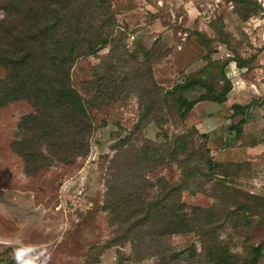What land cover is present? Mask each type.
I'll list each match as a JSON object with an SVG mask.
<instances>
[{"label": "rangeland", "instance_id": "obj_1", "mask_svg": "<svg viewBox=\"0 0 264 264\" xmlns=\"http://www.w3.org/2000/svg\"><path fill=\"white\" fill-rule=\"evenodd\" d=\"M224 1L228 2L214 0L218 5L214 6L211 21L205 24L203 11L213 0H110L116 29L125 32L120 42L124 47L115 53L121 63L111 59V46L106 45L76 60L70 71L72 84L86 102L94 124L84 157L71 163L54 161L27 175L21 158L11 151L10 142L17 131V120L32 108L24 100L0 106V264H16L14 252L21 242L45 248L50 253L48 264H153L155 257L133 259L127 242L112 241L116 226L103 209L107 169L118 141L126 136L130 138L124 149L139 147L143 140L164 143L171 135L190 128L207 135L211 158L223 166L225 171L219 173L225 177L215 175L206 181L199 178L201 191L183 190L180 200L188 210L197 206L208 211L204 215L214 228L211 231L227 254L243 259L250 247L262 243L253 264H264V149L258 163L251 166L245 159L250 151L240 147L253 138L264 144V100H250L252 106L245 115L248 124L236 141L231 127L241 116L231 113L234 91L232 95L227 93L221 104L206 100L196 105L183 120L178 119L165 95L174 84L190 77L201 78L218 90L225 83L222 73L230 60L247 63L243 65L245 82L252 79L253 72L264 77V38L261 32L256 34L258 28L264 29V21L252 32L245 30L250 28L245 21L259 15L258 11L240 0L222 6ZM184 3L189 7L185 8ZM247 10L252 14L245 16ZM157 20L160 31L151 32L149 25ZM256 63L262 69L249 71ZM107 65L116 67L117 82L130 81L129 91L110 103L91 105L85 81L93 71L106 73L102 68ZM2 75L0 66V78ZM152 87L158 88L159 98L165 100L159 104L160 109L140 120L139 103L145 101ZM124 89L122 85L121 91ZM204 92L196 86L184 94L194 99ZM227 140L234 146L227 148ZM190 163L197 164L198 159ZM179 173V168L166 159L148 176L152 181L161 176L172 183L178 180ZM159 190L154 185L146 194ZM217 196L223 200L217 201ZM165 239L167 247L179 253L172 264H206L200 252L204 244L195 232L171 234ZM187 249L193 252L191 256Z\"/></svg>", "mask_w": 264, "mask_h": 264}, {"label": "trees", "instance_id": "obj_2", "mask_svg": "<svg viewBox=\"0 0 264 264\" xmlns=\"http://www.w3.org/2000/svg\"><path fill=\"white\" fill-rule=\"evenodd\" d=\"M240 1L260 10L253 1ZM0 7L3 12L0 18V66L3 68L0 106L24 100L32 108L16 122L11 151L21 158L27 175L54 161L71 163L84 157L94 124L86 102L72 84L70 71L76 60L106 45L111 46V59L121 63L115 53L124 47L120 42L125 32L116 29L110 0H0ZM246 13L245 16L251 11ZM235 63L247 65L243 60H235ZM102 70L106 73L93 71L85 81L91 92V105L110 103L129 91L128 79L126 84L124 79L117 82L114 77L115 66L107 65ZM224 78L225 83L218 90L201 78H187L165 92L166 100L178 119L183 120L197 101L218 104L225 101L230 81ZM196 86L205 89L204 94L187 98L184 93ZM159 94L156 87L147 91V98L139 103L140 120L160 109L159 104L165 98H159ZM248 105L231 104V109L233 113H242ZM242 122L231 127L234 137H238ZM206 137L190 128L171 135L164 143L143 140L139 147L131 145L124 149L130 136L118 141L104 182L103 209L109 215V222L116 226L112 241L127 242L133 259L155 257L153 264H172L179 253L167 247L165 238L186 232H195L204 244L200 252L203 251L206 264H253L257 259L262 243L250 247L248 256L243 259L227 254L204 215L208 211L197 206L188 210L180 200L183 190L201 191L199 178L206 181L215 175L220 179L225 177L224 173H219L225 171L223 166L211 158ZM196 158L198 163L191 164V159ZM166 159L179 168L178 180L171 183L160 176L152 181L149 173L157 165H164ZM203 168L205 171L199 172ZM213 180L220 183L216 178ZM154 185L160 190L146 194ZM215 198L219 202L223 200L220 196ZM187 251L191 256L193 252Z\"/></svg>", "mask_w": 264, "mask_h": 264}, {"label": "crops", "instance_id": "obj_3", "mask_svg": "<svg viewBox=\"0 0 264 264\" xmlns=\"http://www.w3.org/2000/svg\"><path fill=\"white\" fill-rule=\"evenodd\" d=\"M228 2H230V4H228ZM228 2L224 1L222 3V6H224V3H226L228 6H230L231 5V0L230 1L228 0ZM184 4H185L184 5L185 8L189 7L187 3H184ZM208 5L212 6V8H213L212 11H213L214 10V6L217 7L218 4L216 2H214V0H213V4H208ZM212 11H211V16L207 20L204 17H202V19H203L202 21H204L205 24L210 22L211 19L213 18ZM200 12L198 11L197 14L200 15ZM258 13H259V15H252V16L248 17V20L245 21V23L247 25H249L250 28H244L245 30H248L250 32V29H251V32H252L253 30H256L258 27H260L259 23L264 21V11H261V9H260L258 11ZM158 23H160L159 20L154 21V22L151 23V25H149L151 32L152 31H154V32L155 31H160V28L158 27ZM260 32L262 34V37L264 38V29H262V31H259V28H258V30H256V34H259ZM228 63H231V65L234 64L236 68L241 70V74H240L241 83H240L239 86H231V88L229 89V91L227 93L232 95L233 91H234V93L239 95V96H237L236 94H234V96H235L234 97L235 99L233 100L234 104H238V105H241V106L249 104L248 107L242 113H233V112H231V113H233L232 114L233 116H235V115H240L241 116V118L238 121H241V120L243 121L242 124H241V131L239 133L240 135H242L244 133L246 125L248 124V122H246V120H245V115L248 114V112L250 111L249 109L251 108L250 106H252V104L249 103L250 100H252L255 97H261V99L264 100V77H262V76L259 77L256 72H253L254 76L252 77V79L249 80L248 82L247 81L245 82L244 79H243V75H244V71H246V68L244 66H237L236 63H235V60H230ZM256 68L262 69V66L258 65L256 63L255 66H253V68L249 69V71H252L253 69H256ZM262 70H263V73H264V69H262ZM225 71H226V69H224V75H225ZM226 95L228 96V94H226ZM247 97L250 98V99H249L248 102L244 103L243 99H245ZM204 102H207V101L206 100L197 101L193 105V107L190 109V111L188 113L190 114L193 111V108L196 107V105H202V104H204ZM216 104H218V103H216ZM239 137L240 136L238 135V137H234V139L236 141H238ZM232 145L233 144H231V142L229 140H227L226 147L227 148L233 147L234 145L233 146ZM207 147L210 149V151H212V149L209 146H207ZM240 147H245L248 151H250L249 152L250 153L249 158H245V159H247L249 161V163L251 164V166H252L254 162L258 163V159L260 158L258 155H260V151H262L264 149V144L256 142V140H254V138H253L252 140H250V143L242 144V146H240ZM263 156L264 155H262V157ZM262 162L264 163V161H262Z\"/></svg>", "mask_w": 264, "mask_h": 264}, {"label": "clouds", "instance_id": "obj_4", "mask_svg": "<svg viewBox=\"0 0 264 264\" xmlns=\"http://www.w3.org/2000/svg\"><path fill=\"white\" fill-rule=\"evenodd\" d=\"M50 253L45 248L32 244H23L15 248L16 264H48Z\"/></svg>", "mask_w": 264, "mask_h": 264}, {"label": "built area", "instance_id": "obj_5", "mask_svg": "<svg viewBox=\"0 0 264 264\" xmlns=\"http://www.w3.org/2000/svg\"><path fill=\"white\" fill-rule=\"evenodd\" d=\"M250 1L257 3L261 11H264V0H250ZM228 4H230V2H228ZM212 9H213L212 6L210 7L208 5L206 6V10L203 11L204 13L203 17L206 20L211 16ZM130 38H132V36H130ZM225 69L226 71L224 76L230 81L231 86H239L241 83V79H240L241 70L236 68L234 64L231 65V63H228Z\"/></svg>", "mask_w": 264, "mask_h": 264}]
</instances>
